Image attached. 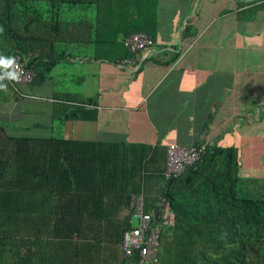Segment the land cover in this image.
Instances as JSON below:
<instances>
[{
    "label": "trees",
    "instance_id": "obj_1",
    "mask_svg": "<svg viewBox=\"0 0 264 264\" xmlns=\"http://www.w3.org/2000/svg\"><path fill=\"white\" fill-rule=\"evenodd\" d=\"M160 2L0 0V55L26 56L35 72L29 82H6L24 95L20 84L85 47L91 56L127 57L130 33L156 40L167 18ZM191 29L188 21L184 36ZM77 108L68 116L91 111ZM200 143L202 159L166 179V148L162 162L160 147L1 132L0 264H80L79 251L98 257L108 245L120 246L119 254L111 250L116 264H138L137 251L128 259L122 250L124 232L137 225L133 194L143 196L146 212L159 196L168 201L154 264H264V184L240 178L235 147ZM94 257L87 264L98 263Z\"/></svg>",
    "mask_w": 264,
    "mask_h": 264
},
{
    "label": "crops",
    "instance_id": "obj_2",
    "mask_svg": "<svg viewBox=\"0 0 264 264\" xmlns=\"http://www.w3.org/2000/svg\"><path fill=\"white\" fill-rule=\"evenodd\" d=\"M160 1L167 18L151 50L126 51L133 61L119 65L121 53L104 59L85 47L20 84L24 95L8 86L0 133L160 147L162 162L172 142L233 146L240 178L264 184V0ZM77 107L91 111L68 116ZM111 250L121 252L79 251L80 264H116Z\"/></svg>",
    "mask_w": 264,
    "mask_h": 264
},
{
    "label": "built area",
    "instance_id": "obj_3",
    "mask_svg": "<svg viewBox=\"0 0 264 264\" xmlns=\"http://www.w3.org/2000/svg\"><path fill=\"white\" fill-rule=\"evenodd\" d=\"M154 38L145 31L133 32L124 38L125 47L132 51L151 50L155 46ZM20 65L21 76L18 83L32 80L35 72L27 69L25 64L28 57L17 54L14 56ZM131 58H124L119 65L132 63ZM17 83V82H16ZM207 149L205 143L179 144L169 143L166 147V160L164 176L166 179L179 177L184 170L194 167L203 157ZM130 208L137 220L136 227L125 231L122 238V250L125 258L130 259L137 251L138 264H154L158 258V236L160 222L158 218L166 221L169 216L167 198L159 196L152 211L146 212L143 205V196L133 194ZM158 224V225H157Z\"/></svg>",
    "mask_w": 264,
    "mask_h": 264
},
{
    "label": "clouds",
    "instance_id": "obj_4",
    "mask_svg": "<svg viewBox=\"0 0 264 264\" xmlns=\"http://www.w3.org/2000/svg\"><path fill=\"white\" fill-rule=\"evenodd\" d=\"M20 76L21 69L16 58L14 56L0 55V92H7L9 86L7 82L18 83Z\"/></svg>",
    "mask_w": 264,
    "mask_h": 264
},
{
    "label": "rangeland",
    "instance_id": "obj_5",
    "mask_svg": "<svg viewBox=\"0 0 264 264\" xmlns=\"http://www.w3.org/2000/svg\"><path fill=\"white\" fill-rule=\"evenodd\" d=\"M154 189H156V187H155ZM155 193H156V192H155Z\"/></svg>",
    "mask_w": 264,
    "mask_h": 264
}]
</instances>
